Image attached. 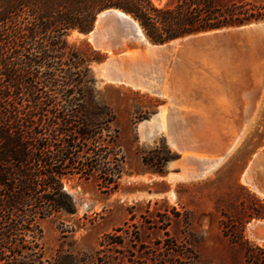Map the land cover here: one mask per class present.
Masks as SVG:
<instances>
[{"label":"rangeland","instance_id":"374dc122","mask_svg":"<svg viewBox=\"0 0 264 264\" xmlns=\"http://www.w3.org/2000/svg\"><path fill=\"white\" fill-rule=\"evenodd\" d=\"M164 1L153 0L157 5ZM245 1L264 10V0ZM254 23H264V17L218 32ZM218 32L195 35L214 36ZM88 34L70 30L65 39L89 68L83 87L85 114L96 123L111 120L110 132L98 133L96 139L100 143L108 137L115 140L110 151L116 154L113 161L119 163L121 174L113 190H105L96 173L88 177L70 173L62 178L71 204L39 220L41 236L37 241L43 258L48 264H100L102 255L107 264L119 260L120 264H151L166 231L196 253V264H245L244 240L264 249V231H258V227L250 230V224L264 221V195L242 180L253 160L252 181L264 191V33L249 34L245 42L184 43L181 50L169 54L171 63L164 68L161 83L156 80L158 72L150 67L152 62L132 54L131 50L138 47L134 41L120 42L112 48L97 47ZM116 56L121 58L117 60ZM110 57L114 58L111 63ZM175 62L182 69H176ZM109 72L131 75L135 81L146 77L141 82L153 87L168 82L175 93L190 102L206 100L213 106L211 110L205 109L202 116L200 107L194 112L199 115L191 118L207 120L206 133L216 138L213 145L220 146L211 154L227 148L240 131L237 143L216 168L198 175L199 165L185 163L183 151L169 143L166 129L161 128L159 117L164 108L168 110L169 97L109 79ZM154 78L156 81H152ZM248 111L252 116L246 115ZM107 234L121 243L107 244Z\"/></svg>","mask_w":264,"mask_h":264},{"label":"trees","instance_id":"16d2710c","mask_svg":"<svg viewBox=\"0 0 264 264\" xmlns=\"http://www.w3.org/2000/svg\"><path fill=\"white\" fill-rule=\"evenodd\" d=\"M107 8L128 13L156 44L264 17L245 0H0V264H48L39 220L70 207L63 177L96 173L105 190L117 187L115 140L96 139L111 120L85 114L89 68L65 39L70 30L88 33ZM114 238L104 242L121 243ZM159 244L151 264H196L166 231ZM244 244L245 264H264V249Z\"/></svg>","mask_w":264,"mask_h":264},{"label":"bare ground","instance_id":"6f19581e","mask_svg":"<svg viewBox=\"0 0 264 264\" xmlns=\"http://www.w3.org/2000/svg\"><path fill=\"white\" fill-rule=\"evenodd\" d=\"M108 11H111V10H107V11H103L101 13H99L98 15V18H100L103 14L105 13H108ZM110 15H114V17H117V15L121 18V22L122 24L125 26V27H136V32L135 33H131V32H128L125 31V30H121L120 28H117V26L113 25L112 23H108V25H105V34L104 36H102L99 40H98V37L95 35L94 36V31H96L97 28H100L101 25L99 24V21L97 19L96 23H95V27L93 29V31H91L88 36L90 38V40L93 42V44L97 47H105V48H112V46H115V45H119L120 42H126V41H131V43H135L136 46H138L137 48H135L134 50H131L132 51V54L136 53L142 60L143 57H145L147 60H150L149 62H152L150 66L152 68V70L158 72L157 73V81H161L162 80V73H164V68L168 65V63H171L169 58L168 57H163L160 53H167V52H177L179 50H181L180 48L184 47V43H193L195 42V40L197 39L198 35H190V36H187V37H184V38H178V39H174L170 42H167V43H164L162 45L160 44H152L148 41H146L144 39V34L142 33V30L140 29V27L138 26L137 22L128 14H125V13H121V12H118L117 15L116 13H114V11H111L109 12ZM264 23H259V24H252V25H249V26H242V27H239L238 30H243L245 31V33H248V29L251 27V28H257V26H260ZM109 30V31H108ZM229 30H234V28H229ZM218 30H213V31H208L206 32V34H210V33H213V32H217ZM116 32V34H115ZM122 32H126V34L122 33ZM119 34V36H118ZM249 35V34H248ZM118 36V38L116 37ZM111 39V41H110ZM118 40V43L114 44L113 43V40ZM252 45H254L252 42H251ZM122 47V45H120ZM255 46V45H254ZM253 46V47H254ZM117 47V46H116ZM115 47V48H116ZM252 47V46H251ZM118 49V48H117ZM120 49V48H119ZM256 49V48H255ZM170 52V53H171ZM253 52V51H252ZM256 52V51H254ZM131 53V52H130ZM257 53V52H256ZM134 54V56L136 55ZM130 56V55H129ZM133 56V55H132ZM133 56V57H134ZM117 57V56H116ZM121 58V57H117V60ZM130 58V57H129ZM128 58V59H129ZM137 58V56H136ZM143 58V59H145ZM262 58V57H261ZM114 58L110 57V60H109V63H111L113 61ZM121 60V59H120ZM227 60V59H226ZM231 60V59H230ZM257 60V59H256ZM264 60V59H262ZM261 60V61H262ZM108 61V60H107ZM132 61V59H131ZM143 61V60H142ZM259 61V60H258ZM139 62V61H138ZM146 62V61H145ZM129 63V62H128ZM132 63V62H131ZM140 63V62H139ZM154 63V64H153ZM177 62H175V65H176ZM258 63V62H257ZM104 64H107L104 63ZM102 64V65H104ZM134 64V63H132ZM138 64V63H137ZM136 64V65H137ZM178 65V64H177ZM176 65V69H179L181 68V65H179V67ZM262 65V64H261ZM264 65V63H263ZM128 66V65H127ZM105 67V65L103 66V68ZM131 67V66H129ZM136 67V66H135ZM134 67V68H135ZM141 67L143 68V66L141 65ZM139 67V68H141ZM173 67V65H172ZM171 67V68H172ZM264 67V66H263ZM132 68V67H131ZM138 68V69H139ZM148 68V67H147ZM146 68V69H147ZM150 68V70H151ZM102 69V68H101ZM128 69V68H127ZM182 69V68H181ZM103 70V69H102ZM141 70V69H139ZM144 70V69H143ZM142 70V72H143ZM158 70V71H157ZM130 71V69H129ZM128 71V72H129ZM133 71V70H132ZM131 71V72H132ZM136 71V70H135ZM173 72L174 69L172 70ZM177 71V70H176ZM234 71V69H233ZM111 72V71H110ZM110 72H109V75L107 76V78L109 79H112V80H116V81H122V82H128V83H132L133 86H140V87H145V88H149L148 91H153L157 94H160V95H164L166 96L167 98L169 97V101H170V104H168V110L166 111L165 108L162 110V113L160 114V125H161V128L164 130L166 129V133L169 135V140L171 143V145L176 148V149H179V150H182L183 151V160L185 163H194V164H198L199 167H200V170L198 171V175H202L206 172H209V170H211L212 168H216V166L222 162V160L227 156V154L230 152L231 149H233L234 145L237 143V140L238 138L240 137V134L239 133L240 131H238V134L237 136L233 139L232 143H230V145L228 144L227 148H225L224 150L223 149H219L217 151V153L215 154H211V151H215L216 148L220 147V146H215L213 145L215 140L216 139L215 137L211 138L209 135H207L206 133V128L205 126L208 124L207 123V120L205 119H202V120H198V119H194V118H191V116H195V114H198L199 113H194L196 112V109L200 110V107H202V111H201V115L203 116V113H206V110L207 111H210L211 110V107H213L212 105H210L208 102H206V100H200L198 102H190V100H188L187 98L183 97V96H179L178 94L179 93H175L174 90L171 89L170 84L168 82H164L162 84H164L163 87H161L162 85L159 84V82H157V84L160 85V87H153L151 86L150 82L147 81L149 80L147 78L146 82L150 83L149 86L148 85H145L143 84L141 81H143L144 79H146V77L139 81H135V80H132L133 78L131 77V75H128V76H125L124 73L122 72H116V73H113L112 75H110ZM130 72V73H131ZM146 72V71H144ZM143 72V73H144ZM172 72V73H173ZM179 72V71H178ZM181 72V70H180ZM105 73V71H104ZM140 73V72H139ZM135 74V73H133ZM178 75V73H175V75ZM180 74V73H179ZM182 74V73H181ZM104 75H107L106 73ZM140 75V74H139ZM140 76H144V75H140ZM139 76V78L141 79V77ZM145 76H148L150 77V75H145ZM152 76V74H151ZM181 76V75H180ZM138 78V79H139ZM164 78V77H163ZM152 79V78H151ZM155 78L152 80L154 81ZM155 80V81H156ZM254 80V79H253ZM135 81V82H134ZM164 81V80H163ZM256 81V79H255ZM170 82V81H169ZM262 82V81H261ZM260 82V83H261ZM147 83V84H148ZM161 83V82H160ZM168 83V84H167ZM255 83V82H254ZM259 83V82H258ZM263 83V82H262ZM156 84V83H154ZM156 84V85H157ZM177 85V84H175ZM190 85V84H189ZM264 85V84H263ZM158 86V85H157ZM255 86H257L255 84ZM167 87H169L170 89L168 90ZM258 87V86H257ZM262 87V86H261ZM260 87V88H261ZM176 88V87H175ZM217 88V87H216ZM250 88H252L250 86ZM256 88V87H255ZM254 88V89H255ZM259 88V89H260ZM263 88V87H262ZM146 89V90H147ZM145 90V89H144ZM178 90V89H177ZM213 90V89H212ZM246 90V88H245ZM257 89H255L254 91H256ZM215 91V90H214ZM258 91V90H257ZM152 92V93H153ZM179 92V91H178ZM154 93V94H155ZM221 93V92H220ZM245 93V92H244ZM257 93V92H256ZM255 93V94H256ZM221 95V94H220ZM242 95V94H240ZM250 95V94H248ZM261 95V93L259 94V96ZM216 96V95H215ZM218 96V95H217ZM253 96V95H251ZM221 97V96H220ZM227 97V96H226ZM244 97H245V94H244ZM255 97V96H253ZM228 98V97H227ZM241 98V97H240ZM243 98V97H242ZM247 98V97H246ZM259 98V97H258ZM253 99V98H251ZM249 101V100H248ZM258 101V99H257ZM256 101V102H257ZM255 102V100H254ZM244 103V102H242ZM246 103V102H245ZM249 103V102H248ZM253 103V101H252ZM251 103V104H252ZM244 105V104H243ZM255 105V103H254ZM228 106V105H227ZM246 106V105H245ZM250 107L253 106V105H249ZM243 107V106H242ZM247 107V106H246ZM245 107V109L247 110V108ZM206 109V110H205ZM242 109V108H241ZM244 109V108H243ZM249 109V108H248ZM245 110V111H246ZM251 110H254L252 109L251 107ZM160 111V110H159ZM244 111V110H242ZM244 111V112H245ZM190 113V114H189ZM243 113V112H242ZM247 114L246 115H249V111L246 112ZM197 115V116H198ZM243 115V114H242ZM251 115V114H250ZM249 115V116H250ZM244 116V115H243ZM252 116V115H251ZM247 118V117H246ZM250 118V117H249ZM211 119V118H210ZM249 120V119H248ZM243 121V120H242ZM238 122V121H237ZM154 123H157V122H154ZM247 123V122H245ZM159 125V126H160ZM243 125V123H242ZM158 126V125H157ZM238 126H240V124H238ZM241 127V126H240ZM159 128V127H158ZM235 134V133H234ZM219 135V134H218ZM234 136V135H233ZM232 140V138H231ZM219 141V140H218ZM221 142V141H220ZM217 143V142H216ZM223 143V142H222ZM222 147V146H221ZM187 150V151H186ZM260 151V149H259ZM257 151V152H259ZM204 152H207L204 153ZM261 154V151L259 153V155ZM256 155V154H255ZM253 156L254 158L256 156ZM259 155H257V157H259ZM264 155V154H263ZM262 155V156H263ZM194 157L196 159H194ZM264 157V156H263ZM262 158V157H260ZM256 160H259V159H256ZM260 161V160H259ZM183 162V161H182ZM254 161L252 160L251 162L249 161L250 165L247 167V169L245 170L243 176H242V180L244 181V183H247L249 184L253 190H256L257 192L259 193H262L264 195V191H262L256 184L252 181V177L253 176L251 175V163H253ZM257 162V161H256ZM262 162V160H261ZM258 163V162H257ZM192 164V165H194ZM260 164V163H259ZM264 164V163H263ZM187 165V164H185ZM191 165V166H192ZM256 165V164H255ZM190 166V167H191ZM254 166V165H253ZM263 166V165H262ZM196 167V166H194ZM261 167V166H260ZM189 169V168H188ZM195 170V169H194ZM263 170V169H262ZM195 172V171H194ZM264 172V171H262ZM187 174V173H186ZM252 176V177H251ZM190 177V176H189ZM264 190V189H263ZM256 222V221H255ZM259 224H264V221H258L256 223H253V224H250V227H253L252 229L250 230H253L255 229L254 227H258V231H264V225L260 226ZM260 226V227H259ZM257 229V228H256ZM258 233V232H256ZM258 235V234H257ZM259 236V235H258ZM264 236V235H263ZM261 238V237H260Z\"/></svg>","mask_w":264,"mask_h":264},{"label":"water","instance_id":"95a60500","mask_svg":"<svg viewBox=\"0 0 264 264\" xmlns=\"http://www.w3.org/2000/svg\"><path fill=\"white\" fill-rule=\"evenodd\" d=\"M107 10H111V11H114V13H116V15H117V13L118 12H121V13H125V14H128V13H126L125 11H123V10H121V9H119V8H108V9H105V10H103V11H107ZM103 11H101V12H103ZM111 11H108V13H105V14H103L100 18H98V15H99V13H101V12H99L98 14H97V17H96V19H95V22H94V25H93V27H92V29L89 31V33L91 32V31H93V29H94V27H95V23H96V21H97V19H98V21H99V24L101 25V27L100 28H97L96 29V31H94V36L96 35L97 37H98V40L102 37V36H104V34H105V31H106V29H105V25H108V23L110 22V23H112L113 25H115V26H117V28H120L121 30H125V31H127V33L128 32H131L132 34L133 33H135L136 32V27L134 28V27H132V26H130V27H125L123 24H122V22H121V18L117 15V17H114V15H110L109 14V12H111ZM129 15V14H128ZM136 21V20H135ZM137 22V21H136ZM137 24H138V22H137ZM138 26H139V24H138ZM140 27V26H139ZM141 29V28H140ZM142 30V29H141ZM215 30H218V31H220L219 29H215ZM109 31V30H108ZM217 31V32H218ZM208 32V31H207ZM122 33H124V34H126V32H122ZM143 33V32H142ZM204 33H206V32H204ZM264 33V24H262V25H260V26H257V28H249L248 29V33H245V31H243V30H238V28H234V30H227V31H221V32H218V34H216V35H214V36H207V35H202V36H198L197 37V39L195 40V42H193V43H191V44H209V43H211V42H214V43H217V44H219V43H221L222 41H226V42H228V41H231V40H233V39H236V40H240V41H243V42H245L246 41V36L248 35V34H252V35H258V34H263ZM115 34H116V32H115ZM144 34V33H143ZM192 35H195V34H192ZM118 36H119V34H118ZM118 36H116L117 38H118ZM187 36H190V35H187ZM187 36H184V37H187ZM120 37V36H119ZM184 37H179V39L180 38H184ZM144 39L146 40V41H148V39L145 37V35H144ZM176 39H178V38H176ZM172 40H174V39H172ZM172 40H170V41H172ZM170 41H168V42H170ZM149 42V41H148ZM113 43L114 44H116V43H118V40L116 39L115 41L113 40ZM165 43H167V42H165ZM162 44H164V43H160V45H162ZM171 52V51H170ZM170 52H167V53H160L163 57L165 56V57H168L169 58V54H170Z\"/></svg>","mask_w":264,"mask_h":264}]
</instances>
